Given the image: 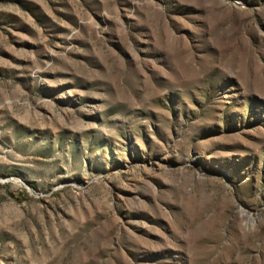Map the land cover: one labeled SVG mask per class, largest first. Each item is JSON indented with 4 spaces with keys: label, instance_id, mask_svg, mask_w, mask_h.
<instances>
[{
    "label": "rangeland",
    "instance_id": "rangeland-1",
    "mask_svg": "<svg viewBox=\"0 0 264 264\" xmlns=\"http://www.w3.org/2000/svg\"><path fill=\"white\" fill-rule=\"evenodd\" d=\"M0 264H264V0H0Z\"/></svg>",
    "mask_w": 264,
    "mask_h": 264
}]
</instances>
